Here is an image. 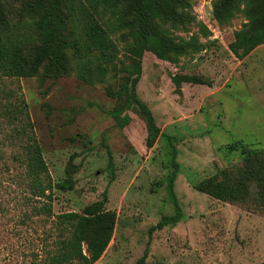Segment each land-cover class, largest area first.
Returning a JSON list of instances; mask_svg holds the SVG:
<instances>
[{
	"label": "rangeland",
	"instance_id": "rangeland-1",
	"mask_svg": "<svg viewBox=\"0 0 264 264\" xmlns=\"http://www.w3.org/2000/svg\"><path fill=\"white\" fill-rule=\"evenodd\" d=\"M32 1L0 0V20L21 41L28 65L40 46L31 34L39 16L26 11ZM223 1L186 0L179 9L183 21L160 22L167 39L188 49L171 62L144 54L136 93L151 114L131 100L136 76L129 31L119 29L101 7L95 15L119 50L116 69L104 81L85 83L82 61L72 49L66 51L64 70L45 62L27 78L0 72V264H38L55 250L58 216L81 214L104 198L117 222L95 264H137L146 249V264H264V177L253 171L264 172V45L243 60L231 52L235 33L253 29V5L244 0L218 17ZM67 26L72 37L82 35L74 17ZM91 57L101 62L99 54ZM170 76L203 78L213 86L176 87ZM18 105L26 107L29 133L54 185H72L66 191L54 188L52 216H37L24 203L31 193L22 145L27 142L15 135L25 122L5 114ZM153 123L160 134L147 147ZM174 152L175 193L184 216L176 225L151 231L163 217L175 215L167 186ZM247 171H252L249 180ZM210 179L233 194L218 198L197 189ZM25 212L30 219L23 218Z\"/></svg>",
	"mask_w": 264,
	"mask_h": 264
},
{
	"label": "trees",
	"instance_id": "trees-1",
	"mask_svg": "<svg viewBox=\"0 0 264 264\" xmlns=\"http://www.w3.org/2000/svg\"><path fill=\"white\" fill-rule=\"evenodd\" d=\"M244 0H224L219 8L221 14L239 8ZM253 5L252 26H245L234 35V42L229 45L231 52L243 60L259 46L264 45V0H248ZM186 4V0H33L27 5L26 11L32 16H39V20L31 25V34L40 42L36 59L28 65L21 51V41L13 38L5 22L0 20V72L11 78H27L38 73L39 67L47 62L57 70H64L67 65L66 51L74 50L77 59L82 61L80 78L92 85L96 80L104 81L111 69H116L119 50L115 42L108 37L95 15L99 7L104 8L111 19L115 20L118 28L129 31L133 46L130 50L135 59V78L132 81L131 100L139 107L143 114H151L148 107L138 98L137 85L143 72L144 54L149 52L158 60L171 62L173 55L185 54L188 44H176L164 36L161 21L180 22L185 16L179 9ZM69 16L75 18L80 25L82 35L72 37L68 32ZM101 57V62L95 64L92 55ZM176 87L182 83L204 85L212 87V83L203 78L191 76H170ZM9 117L25 122L21 130H16L18 139H25L26 179L29 180L30 195L25 198V205L30 206L37 216H52V198L54 188L61 190L72 189L67 182L55 184L49 174L48 165L43 157L42 149L34 136L30 135L31 123L25 106L18 105L5 111ZM1 126V122H0ZM160 134V129L153 123V128L147 135L146 146L151 147ZM24 147V146H23ZM111 157V154H110ZM246 161H249L248 159ZM174 170L168 177V191L171 202L175 207V215L165 216L151 231L161 230L169 225H176L183 219V210L175 193V181L179 164L176 152L172 161ZM112 160L110 168L112 169ZM263 178L264 172L253 170ZM252 172V171H251ZM251 172H246V179H251ZM200 191L215 192L216 197L232 195L233 192L207 180L197 186ZM221 199V198H220ZM107 200L90 205L80 213L70 212L58 216L60 238L55 250L39 260L38 264H95L110 245L117 222L116 213L106 208ZM24 219L31 217L25 212ZM65 231V232H64ZM96 232L95 236L90 235ZM89 240V254L84 251V244ZM148 249L138 260L137 264H146Z\"/></svg>",
	"mask_w": 264,
	"mask_h": 264
},
{
	"label": "water",
	"instance_id": "water-1",
	"mask_svg": "<svg viewBox=\"0 0 264 264\" xmlns=\"http://www.w3.org/2000/svg\"><path fill=\"white\" fill-rule=\"evenodd\" d=\"M178 94H182V90L181 89H178L177 91H176Z\"/></svg>",
	"mask_w": 264,
	"mask_h": 264
}]
</instances>
